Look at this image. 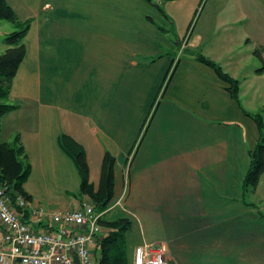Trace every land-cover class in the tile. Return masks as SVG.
Instances as JSON below:
<instances>
[{
  "label": "crops",
  "instance_id": "obj_1",
  "mask_svg": "<svg viewBox=\"0 0 264 264\" xmlns=\"http://www.w3.org/2000/svg\"><path fill=\"white\" fill-rule=\"evenodd\" d=\"M152 1L7 0L30 26L10 95L19 108L3 116L0 142L20 135L29 209L38 200L57 210L88 200L57 189L58 168L74 164L61 134L83 147L95 187L110 152L111 203L120 204L103 219H130V264L145 245L162 246L167 264H264V172L253 193L243 190L259 138L248 114L264 120L255 55L264 59V0ZM195 53L239 81L240 104ZM25 220L44 231L29 212Z\"/></svg>",
  "mask_w": 264,
  "mask_h": 264
},
{
  "label": "trees",
  "instance_id": "obj_2",
  "mask_svg": "<svg viewBox=\"0 0 264 264\" xmlns=\"http://www.w3.org/2000/svg\"><path fill=\"white\" fill-rule=\"evenodd\" d=\"M147 1L153 2L152 0ZM161 1L170 2L175 0ZM203 1L204 0H201L200 4ZM160 10L162 11V9ZM197 12L198 9L194 12V16L189 22L186 33L194 23ZM0 20L9 21L17 28L3 38V43L6 48L4 52L0 53L1 130V120L3 116L19 108L18 103H11L10 95L13 80L26 55L24 38L30 24L29 22H21L18 20L7 0H0ZM159 28L163 30L162 27ZM194 55L196 60L211 67L217 76L228 84L227 89L231 97L240 104L239 81L225 73L218 64L201 53H195ZM255 55L261 60V66L256 70V73H264L262 51L256 50ZM173 69L174 66L171 69V73ZM248 115L253 118L259 130V138L256 145L249 151L250 164L243 179L244 192L253 193L260 175L264 172V120L260 114ZM58 143L64 153L72 159L80 177L79 192L74 194V196H77L80 200L84 197L87 198L96 212L106 210L114 196L115 157L110 152H105L101 165L99 185L95 187L89 179V166L83 147L65 134H61L58 137ZM30 173L31 164L28 160L20 135L16 134L11 142H0V183L6 188L13 203H15L16 196H21L26 201H30L31 196L24 188V184ZM260 215L264 217V212H260ZM98 222L101 227V232L96 235L97 238L93 248V264H130L127 257L126 240V234L131 229L130 219L119 218L106 221L101 217Z\"/></svg>",
  "mask_w": 264,
  "mask_h": 264
},
{
  "label": "built area",
  "instance_id": "obj_3",
  "mask_svg": "<svg viewBox=\"0 0 264 264\" xmlns=\"http://www.w3.org/2000/svg\"><path fill=\"white\" fill-rule=\"evenodd\" d=\"M119 204L120 200L111 203L102 212H96L88 200L81 201L77 209H29L21 196L13 203L0 183V264H93L92 246L101 232L98 221ZM27 212L34 223L46 222L44 231L25 220ZM132 264H167L165 249L157 245L138 247Z\"/></svg>",
  "mask_w": 264,
  "mask_h": 264
},
{
  "label": "rangeland",
  "instance_id": "obj_4",
  "mask_svg": "<svg viewBox=\"0 0 264 264\" xmlns=\"http://www.w3.org/2000/svg\"><path fill=\"white\" fill-rule=\"evenodd\" d=\"M30 2V0H28ZM191 21V19L189 20ZM189 23V22H188ZM7 30V31H11L13 29H16L13 24L9 21L6 20H1L0 21V39H3L1 33H3V30ZM2 52H4V50H0ZM30 55L28 56V60ZM258 62V61H257ZM261 66V65H260ZM27 68L30 69L31 65L27 63ZM264 99V97H263ZM69 160V159H68ZM60 169V173L63 175L62 177V181L60 182V184L58 185V190H60L61 187H65L67 189H69L70 191H74V193H78L79 192V185H80V177H77V171L76 168L74 166V164H63L62 168H58V170ZM78 181V184H77ZM50 187L55 188L51 183L49 184ZM38 188L39 185L37 186ZM76 198H78L76 196ZM69 199H73V197L69 198ZM51 201V200H48ZM83 201V200H82ZM54 206H49L48 202L46 200H38L37 201V206L39 205V207H43L45 210H53V209H57L56 205L54 204V202H52Z\"/></svg>",
  "mask_w": 264,
  "mask_h": 264
}]
</instances>
